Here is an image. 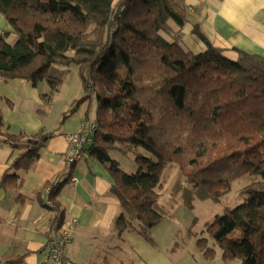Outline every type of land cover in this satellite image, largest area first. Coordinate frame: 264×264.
Wrapping results in <instances>:
<instances>
[{"label":"trees","instance_id":"16d2710c","mask_svg":"<svg viewBox=\"0 0 264 264\" xmlns=\"http://www.w3.org/2000/svg\"><path fill=\"white\" fill-rule=\"evenodd\" d=\"M0 12L11 26L0 34V79L46 80L43 98L50 104L78 66L85 94L73 106L97 104L86 155L113 179L120 235L133 230L152 241L151 230L171 217L160 201L173 170L171 208L178 199L191 207L196 199L219 202L250 175L244 200L208 222L209 239L198 243L208 258L214 255L208 240L220 245L223 264H264V56L239 51L231 59L196 27L207 47L186 49L169 25L188 22L185 0H0ZM57 133L13 134L0 110V142L24 144L0 188L20 189L40 148ZM114 152L133 154L136 172L123 170ZM65 181L52 185L50 196ZM55 219L60 227L62 214Z\"/></svg>","mask_w":264,"mask_h":264},{"label":"crops","instance_id":"0c3cea01","mask_svg":"<svg viewBox=\"0 0 264 264\" xmlns=\"http://www.w3.org/2000/svg\"><path fill=\"white\" fill-rule=\"evenodd\" d=\"M185 3L188 22L183 28L173 20H169V25L174 33L181 32L180 42L186 49L199 53L207 47L195 33L196 27L231 59H237L239 51L264 56V0H185ZM7 30L11 26L0 12V34ZM15 39L16 34L11 32L9 42ZM49 89L46 80L34 85L20 78L0 79V110L11 133L30 135L52 130V105L48 106L43 98ZM96 112V102L80 103L62 130L40 148L34 166L23 174L21 188H0V264L45 261L49 234L60 213L59 224L65 227L77 219L66 248L67 264H176L175 254H165L136 231L121 235L116 231L115 221L122 207L104 165L87 156L71 167L67 165V136L95 119ZM23 149L24 144L0 142V177ZM112 156L116 159V155ZM59 179L66 181L56 189L55 196H50L52 185ZM156 234L157 230L152 237L158 244ZM165 250H174L171 242L166 243Z\"/></svg>","mask_w":264,"mask_h":264},{"label":"rangeland","instance_id":"374dc122","mask_svg":"<svg viewBox=\"0 0 264 264\" xmlns=\"http://www.w3.org/2000/svg\"><path fill=\"white\" fill-rule=\"evenodd\" d=\"M162 34H164L166 38H170L168 37V34L164 32H162ZM84 94V87L78 72V66L72 65L70 71L65 76L60 91L57 92V95L54 96L51 102L52 114L50 119L52 120V129H58V132L62 130L65 125V123L60 125L63 114L67 110L72 109V107L77 106L78 104L73 106L71 102L74 99H76V101L79 100ZM47 105L49 106L50 104ZM58 117H60L59 123H57ZM65 120H67V118ZM112 154L116 155V159L119 160L120 166L123 170L129 173L136 172L138 167L133 154L130 153L128 155H123L116 152ZM176 174L177 170L171 171L168 182L165 183L161 189L162 196L160 202L168 207L171 212V217L165 219L166 221L164 220L161 222L162 224L167 222V225H160V223L151 230V237L153 236L154 231L157 230L156 237L159 240L158 244L153 237L152 241L148 240V242L154 244L157 248L164 250L165 254H175L173 258L176 261V264H223L222 248L220 245L213 244L211 239L208 240L209 246L214 248L213 257L208 258L204 255V252L198 243V239H209L207 223L214 220L216 215L222 214L225 208L235 207L244 200L241 195V188L251 181V176L245 175L236 180L232 184L231 191L219 202L196 199L193 207H191L182 199H178L177 204L171 208L167 201L171 197L172 185L176 178ZM169 242H171V246L173 245L174 249L171 252L165 250L166 243L168 244ZM237 263L238 260H234L229 264Z\"/></svg>","mask_w":264,"mask_h":264},{"label":"built area","instance_id":"2783aa9c","mask_svg":"<svg viewBox=\"0 0 264 264\" xmlns=\"http://www.w3.org/2000/svg\"><path fill=\"white\" fill-rule=\"evenodd\" d=\"M95 128L96 122L92 119L88 123H84L78 131L67 136L69 151L66 156V162L69 167L87 156L86 148L92 143ZM48 203L52 204L51 201ZM76 223L77 219L74 218L68 227L63 225L53 227L48 239L47 259L40 264H67L66 248L71 242L73 226Z\"/></svg>","mask_w":264,"mask_h":264}]
</instances>
